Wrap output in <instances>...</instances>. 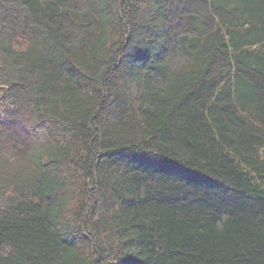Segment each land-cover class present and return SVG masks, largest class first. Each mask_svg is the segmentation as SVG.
Instances as JSON below:
<instances>
[{
	"label": "trees",
	"instance_id": "1",
	"mask_svg": "<svg viewBox=\"0 0 264 264\" xmlns=\"http://www.w3.org/2000/svg\"><path fill=\"white\" fill-rule=\"evenodd\" d=\"M0 264H264V0H0Z\"/></svg>",
	"mask_w": 264,
	"mask_h": 264
}]
</instances>
